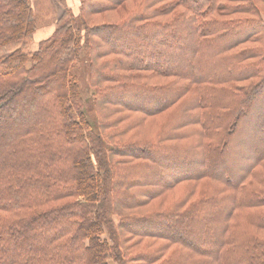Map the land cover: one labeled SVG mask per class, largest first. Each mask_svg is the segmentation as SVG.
Here are the masks:
<instances>
[{"label":"trees","instance_id":"16d2710c","mask_svg":"<svg viewBox=\"0 0 264 264\" xmlns=\"http://www.w3.org/2000/svg\"><path fill=\"white\" fill-rule=\"evenodd\" d=\"M60 2L0 0V264H264V0Z\"/></svg>","mask_w":264,"mask_h":264},{"label":"rangeland","instance_id":"374dc122","mask_svg":"<svg viewBox=\"0 0 264 264\" xmlns=\"http://www.w3.org/2000/svg\"><path fill=\"white\" fill-rule=\"evenodd\" d=\"M54 1V3H55V5H56V7H57V9H58V12L61 14L62 12H63V10H64V8H63V6H62V4H61V2H60V0H53ZM79 0H72V2H71V6L73 7V10L75 11V12H78V7H79ZM53 29H54V27H52V26H49V27H45V28H43L42 30H40L37 34H36V38H37V41H40V40H46V39H48L49 37H50V35L52 34V32H53ZM113 43L114 44H116V45H119V46H122V42L121 41H113ZM87 93V92H86ZM30 112H31V114L30 115H33V117L35 118V119H31V122H33L34 120H41V119H43V116H44V113L42 114V110L39 108V107H33V108H31V110H30ZM23 119H24V116H23ZM29 120L30 118H25V120ZM26 122V121H25ZM31 122H29L30 124H31ZM244 134H248L247 132H244ZM236 143V146H240V145H242V142H243V139H236V141H235ZM246 151V150H245ZM159 155V154H158ZM161 155H163V154H161ZM157 158V157H156ZM240 165H242V161H240V162H238L237 164H236V169L237 170H239V166ZM223 168H225V166H219L218 168H217V170H218V172H221V170L223 169ZM189 231L191 232V228L189 229ZM187 233H188V229H187V231H186ZM188 236H190V235H188ZM201 245L202 246H204V245H206V241L205 240H203V241H201ZM205 248V247H204ZM111 262V264H116V262H114V261H110Z\"/></svg>","mask_w":264,"mask_h":264}]
</instances>
